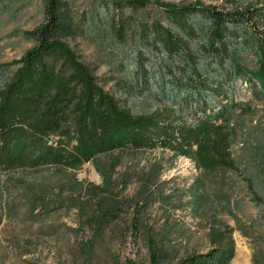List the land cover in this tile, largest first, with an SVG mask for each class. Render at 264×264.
Returning a JSON list of instances; mask_svg holds the SVG:
<instances>
[{"label":"trees","instance_id":"1","mask_svg":"<svg viewBox=\"0 0 264 264\" xmlns=\"http://www.w3.org/2000/svg\"><path fill=\"white\" fill-rule=\"evenodd\" d=\"M39 1L41 22L25 32L33 46L13 62L15 68L0 87V226L14 223L17 232L29 234L24 239L17 234L11 246L23 254L36 251L43 233L70 229L64 223L53 226L49 220L54 214L86 207L91 236L74 251L86 257L99 250L111 254L109 241L118 229L113 223L125 202L112 192L121 160L106 163L102 156L161 149L173 158H189L197 175L182 202L178 190L153 192L160 183L159 165L138 174L142 200L126 230L135 240L143 239L146 256L143 263L128 259L125 264H230L234 228L225 215L250 238L252 263L264 264V230L258 229L264 228V111L255 118L250 105L238 108L228 93L237 78L246 79L253 82V96L264 99V0L231 9L200 0H102L112 10V36L125 40L130 24L149 51L136 53L139 82L149 87L150 55H162L170 63L179 60L178 68L167 69L170 87L193 122L175 116L176 111L132 113L68 45L66 39L82 29L71 3ZM238 26L243 47L255 55L254 70L231 50ZM209 95L226 101L213 116L207 114ZM88 162L101 175V185L74 176ZM85 191L94 198L83 204L79 194ZM156 202L167 214L161 223L151 221L148 213ZM248 203L257 212L245 219ZM170 207L188 208L195 226L171 220Z\"/></svg>","mask_w":264,"mask_h":264},{"label":"rangeland","instance_id":"2","mask_svg":"<svg viewBox=\"0 0 264 264\" xmlns=\"http://www.w3.org/2000/svg\"><path fill=\"white\" fill-rule=\"evenodd\" d=\"M71 3L74 17L82 27L81 32L66 39L68 45L78 57L88 66L98 82L134 114L151 113L156 110L168 112L176 111L177 117H182L188 122H193V116L188 111H181L177 94L170 87V74L168 68H178L177 59L170 63L162 55H150L147 67L151 69L149 87L137 80L135 71V58L138 51L149 55L146 47L140 45L134 37V28L126 25L127 38L120 40L112 36L108 28L112 18V10L106 8L102 0H63ZM181 1V0H169ZM205 5L218 6L231 9L233 4L244 6L246 3H255L259 0H200ZM111 8V7H110ZM41 2L39 0H0V87L7 79L9 73L15 68L14 61L19 59L27 49L33 46L26 33L38 26L42 19ZM112 9V8H111ZM126 16H131L130 12ZM236 37L230 41L231 50L236 51L248 70L255 69V55L249 53L244 45L242 27L238 26ZM167 61L168 65L163 62ZM211 71L215 62H211ZM170 68V69H171ZM249 77V76H248ZM255 83V82H254ZM253 82L237 78L230 85L229 95L238 104L250 105L255 112V118L261 117L264 111V99L253 96ZM182 96V94H179ZM211 108L207 114L216 115L220 104L226 101L221 98L207 97ZM239 110V109H238ZM237 110V111H238ZM113 158H120V166L114 174L117 187H113L115 197L125 202L124 210L115 223L117 231L110 239L111 254L103 250L93 256H84L74 251V246L90 238L92 229L86 219V207L82 210H72L65 214H54L50 222L53 226L64 223L70 229H63L58 234H42L37 240L39 246L30 254H23L19 249L11 246V241L18 234L19 238H26L28 233L17 232L16 224L3 223L0 226V263L2 264H125L130 259L143 263L146 249L142 238L134 239L126 230L128 223L133 219L135 205L142 200L139 191L140 177L138 174L147 172L152 166L161 168L160 183L153 192L163 195L179 191L178 198L186 202L185 191L191 186L197 170L194 162L184 156L173 158L168 150L155 149L152 151L126 152L120 151L102 156L104 162L109 163ZM151 170V169H150ZM33 174H36L35 172ZM74 176L86 183L101 185L103 180L91 162L85 163L74 173ZM4 174L0 173L3 179ZM120 180H123L122 182ZM126 185L124 190L120 185ZM83 204L94 195L88 191L80 192ZM172 206V205H170ZM170 219L183 220L195 226L196 220L188 208L173 209L170 207ZM245 219L256 216V209L248 203L244 207ZM152 220L163 222L166 217L165 209L158 202L149 209ZM241 217V216H240ZM148 218V216L146 217ZM225 220L234 228L233 239L235 242V256L230 264H253L251 261V240L244 237L236 227V222L225 215ZM48 221V222H49ZM47 224V223H46ZM4 227V228H3ZM39 224L33 226V229ZM264 230V228H258ZM108 233V232H107ZM106 233V234H107ZM109 234V233H108ZM110 235V234H109ZM264 248V245H263ZM117 259V262L115 261Z\"/></svg>","mask_w":264,"mask_h":264}]
</instances>
